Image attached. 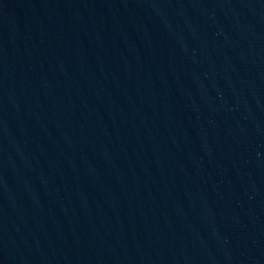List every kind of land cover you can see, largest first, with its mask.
Returning <instances> with one entry per match:
<instances>
[{
    "label": "water",
    "instance_id": "obj_1",
    "mask_svg": "<svg viewBox=\"0 0 264 264\" xmlns=\"http://www.w3.org/2000/svg\"><path fill=\"white\" fill-rule=\"evenodd\" d=\"M0 264H264V0H0Z\"/></svg>",
    "mask_w": 264,
    "mask_h": 264
}]
</instances>
